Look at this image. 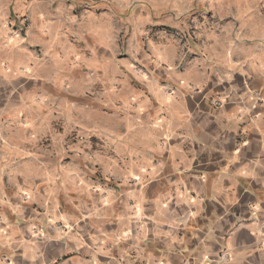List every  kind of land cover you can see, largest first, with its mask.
Listing matches in <instances>:
<instances>
[{"label": "crops", "instance_id": "obj_1", "mask_svg": "<svg viewBox=\"0 0 264 264\" xmlns=\"http://www.w3.org/2000/svg\"><path fill=\"white\" fill-rule=\"evenodd\" d=\"M0 264H264V0L0 2Z\"/></svg>", "mask_w": 264, "mask_h": 264}, {"label": "rangeland", "instance_id": "obj_2", "mask_svg": "<svg viewBox=\"0 0 264 264\" xmlns=\"http://www.w3.org/2000/svg\"><path fill=\"white\" fill-rule=\"evenodd\" d=\"M7 1L9 2L10 0H0V2H2V3H3V2H7ZM13 1H15V8H16V0H13ZM6 7H7V6L4 5V8H6ZM15 11H16V9H15Z\"/></svg>", "mask_w": 264, "mask_h": 264}]
</instances>
